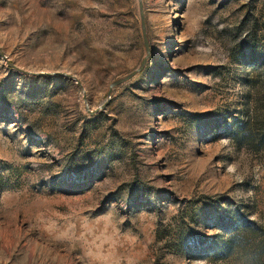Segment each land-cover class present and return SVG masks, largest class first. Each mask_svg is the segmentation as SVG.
Masks as SVG:
<instances>
[{
	"label": "rangeland",
	"instance_id": "1",
	"mask_svg": "<svg viewBox=\"0 0 264 264\" xmlns=\"http://www.w3.org/2000/svg\"><path fill=\"white\" fill-rule=\"evenodd\" d=\"M0 51V264H264V0H0Z\"/></svg>",
	"mask_w": 264,
	"mask_h": 264
},
{
	"label": "water",
	"instance_id": "2",
	"mask_svg": "<svg viewBox=\"0 0 264 264\" xmlns=\"http://www.w3.org/2000/svg\"><path fill=\"white\" fill-rule=\"evenodd\" d=\"M0 58L3 59L9 66H11V67L15 68L16 70H18L20 72H23V73H28V74H32V75H49L50 74L49 72H39V73L28 72V71L22 70L20 68H17L16 66H14L10 62H8L7 57L1 51H0ZM55 73L56 74H60V75H65V76H68L70 78H73L78 83L77 79H75L74 76H72V75H70L68 73H64V72H55ZM124 79H125L124 77L123 78H119L117 80H114L112 83H110L108 92L110 91V89H111L112 86L121 83ZM79 86L81 87L80 84H79Z\"/></svg>",
	"mask_w": 264,
	"mask_h": 264
},
{
	"label": "trees",
	"instance_id": "3",
	"mask_svg": "<svg viewBox=\"0 0 264 264\" xmlns=\"http://www.w3.org/2000/svg\"><path fill=\"white\" fill-rule=\"evenodd\" d=\"M260 138V140H262V139H264V131H263V133L261 134V136H259Z\"/></svg>",
	"mask_w": 264,
	"mask_h": 264
}]
</instances>
